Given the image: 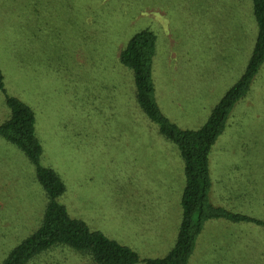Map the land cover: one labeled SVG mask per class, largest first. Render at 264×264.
Instances as JSON below:
<instances>
[{
    "label": "rangeland",
    "instance_id": "1",
    "mask_svg": "<svg viewBox=\"0 0 264 264\" xmlns=\"http://www.w3.org/2000/svg\"><path fill=\"white\" fill-rule=\"evenodd\" d=\"M143 29L156 36L158 104L186 129L201 127L244 73L258 32L251 0H0L4 88L35 113L41 164L66 187L59 202L140 259L174 246L185 185L180 150L145 115L119 60ZM9 113L0 89V123ZM209 169L213 205L264 219V63ZM46 205L35 164L0 137V264L38 229ZM29 264L94 263L56 247ZM189 264H264V226L207 220Z\"/></svg>",
    "mask_w": 264,
    "mask_h": 264
},
{
    "label": "trees",
    "instance_id": "2",
    "mask_svg": "<svg viewBox=\"0 0 264 264\" xmlns=\"http://www.w3.org/2000/svg\"><path fill=\"white\" fill-rule=\"evenodd\" d=\"M258 32L253 52L241 77L215 105L207 121L197 129H186L170 120L156 98L152 75L156 36L150 29L134 34L122 48L119 60L131 69L137 101L167 140L175 143L184 161L185 185L182 193V219L176 242L164 257L140 259L131 247L111 239L85 221L72 217L58 198L66 187L58 173L41 164L43 148L36 135L32 108L18 97L8 95L0 71V89L10 108L0 123V137L17 146L36 166L39 183L47 195V205L38 229L15 246L1 264H29L37 256L56 247L73 249L94 264H189L196 241L207 220L223 218L232 222H253L264 226V219L215 206L210 201L209 154L226 128L237 102L245 98L264 63V0H251Z\"/></svg>",
    "mask_w": 264,
    "mask_h": 264
}]
</instances>
